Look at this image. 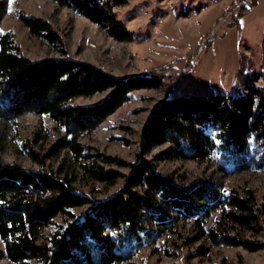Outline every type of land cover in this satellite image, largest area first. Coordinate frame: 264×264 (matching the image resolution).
I'll return each instance as SVG.
<instances>
[{
	"label": "trees",
	"instance_id": "obj_1",
	"mask_svg": "<svg viewBox=\"0 0 264 264\" xmlns=\"http://www.w3.org/2000/svg\"><path fill=\"white\" fill-rule=\"evenodd\" d=\"M55 1L100 25L115 41L135 40V34L115 12L124 0ZM257 4L258 0H240L239 13L233 15L230 28L238 26ZM19 18L33 37L66 55L64 41L50 23L25 13ZM195 60V56L190 57L187 70L175 72L165 65L143 75L116 77L87 62L30 60L22 56L11 33L0 34V122L30 114L46 116L64 135L40 161L26 144L35 162L44 164L47 158L66 150L90 181L110 186L123 181L113 197L96 200L80 193L74 185L76 177L63 175L62 167L58 173L31 172L5 165L0 157V242L4 247L0 261L133 264L142 249L156 246L166 232L176 233L174 220L167 216L171 210L178 218L194 222L198 238L215 246L264 250V242L243 237V233H250L256 238L264 230V204L252 190L244 195L229 190L218 196L211 182L200 187L159 170V163L212 161L217 173L232 169L235 160L250 154L261 159L264 168V86L257 82L264 83V69L248 71L254 65L244 62L237 75L236 94L231 96L176 98L170 91L141 134L145 151L163 148L151 160L141 158L129 164L118 157L91 153L80 142L129 103L137 91L165 86L173 90ZM107 91H112L110 97L98 105H75L78 99ZM214 209L220 211V217L207 230L206 222ZM76 210L82 211L77 214Z\"/></svg>",
	"mask_w": 264,
	"mask_h": 264
},
{
	"label": "rangeland",
	"instance_id": "obj_2",
	"mask_svg": "<svg viewBox=\"0 0 264 264\" xmlns=\"http://www.w3.org/2000/svg\"><path fill=\"white\" fill-rule=\"evenodd\" d=\"M124 1L126 3L115 12L135 34L133 42L115 41L100 25L72 8L61 7L55 0H0V34L11 33L22 56L30 60L52 58L87 62L116 77L143 75L165 65H170L175 72L187 70L190 57L195 56L193 68L173 90L165 86L137 91L129 103L80 141L91 153H104L135 164L141 158L151 160L163 150L145 151L141 134L170 91L176 98L231 96L236 94L237 75L244 62L254 65L248 71L264 69V0H258V4L233 28L230 23L233 15L239 13L240 0ZM20 13L50 23L62 37L66 55L54 51L45 40L33 37L20 21ZM257 82L264 86L260 79ZM111 93L107 91L92 98L78 99L75 105H98ZM63 135L46 116L30 114L15 121H1L2 163L18 165L31 172L58 173L62 167L63 175L76 177L74 185L80 193L96 200L113 197L122 188L123 181L113 186L90 181L66 150L47 158L44 164L29 156L27 147L32 148L31 152L40 161ZM260 160L246 155L235 160L237 164L232 169L217 173V165L212 161L159 163V170L164 175L200 187L211 182L218 196L229 190L241 195L252 190L258 202L264 204V168L260 166ZM121 172L129 174L130 170L122 169ZM167 216L174 220L172 228L176 233L166 232L157 240L156 246L142 249L132 260L133 264H264V250L249 252L242 248L215 246L206 238H198L194 222L178 218L172 210ZM219 217L218 209L211 211L207 230ZM261 224L264 229V217ZM243 237L262 243L264 230L256 238L250 233H243ZM3 250L0 242V251ZM0 264L13 263L5 258Z\"/></svg>",
	"mask_w": 264,
	"mask_h": 264
},
{
	"label": "snow or ice",
	"instance_id": "obj_3",
	"mask_svg": "<svg viewBox=\"0 0 264 264\" xmlns=\"http://www.w3.org/2000/svg\"><path fill=\"white\" fill-rule=\"evenodd\" d=\"M0 31H2V30H0ZM217 142H219V141H217Z\"/></svg>",
	"mask_w": 264,
	"mask_h": 264
}]
</instances>
